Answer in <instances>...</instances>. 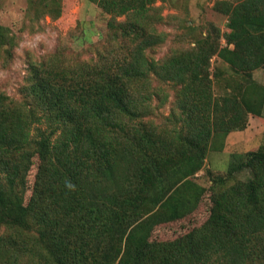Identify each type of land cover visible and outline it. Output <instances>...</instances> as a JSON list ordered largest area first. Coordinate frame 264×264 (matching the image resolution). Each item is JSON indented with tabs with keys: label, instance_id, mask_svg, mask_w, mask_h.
Masks as SVG:
<instances>
[{
	"label": "trees",
	"instance_id": "obj_1",
	"mask_svg": "<svg viewBox=\"0 0 264 264\" xmlns=\"http://www.w3.org/2000/svg\"><path fill=\"white\" fill-rule=\"evenodd\" d=\"M90 1L125 16L109 25L133 33L135 46L103 63L32 66L29 100L0 93V264H264V144L233 154L226 174L208 171L203 225L152 239L157 225L198 208L206 188L192 176L209 150L246 127L249 112L260 113L264 88L251 76L264 66V0H216L228 16L226 44L209 34L163 60L145 49L163 40L149 28L165 0ZM8 30L0 25V51L10 55ZM215 55L245 76L244 87L228 75L225 92H215ZM153 75L174 86L181 126L158 130L139 119L158 90ZM243 170L248 178H237Z\"/></svg>",
	"mask_w": 264,
	"mask_h": 264
},
{
	"label": "rangeland",
	"instance_id": "obj_2",
	"mask_svg": "<svg viewBox=\"0 0 264 264\" xmlns=\"http://www.w3.org/2000/svg\"><path fill=\"white\" fill-rule=\"evenodd\" d=\"M215 2L157 1L151 11L149 31L163 35V40L147 47V56L154 60L166 59L174 53L192 48L197 39L209 34L226 44L228 16L215 9ZM125 19V16L115 18L103 12L90 0H0V25L7 27L15 39L10 55L6 49L0 51V93L15 101L29 100L27 88L32 66L52 64L66 67L94 60L103 63L121 49L133 48V33L124 36L122 29L109 25L110 21L121 23ZM217 69L221 75L214 82L216 93L225 92L224 79L228 75L234 76L231 77L245 86V76L215 55L211 70L215 72ZM251 78L255 85L264 88V66L254 69ZM151 83V89L158 90L147 103L148 113L139 119L156 125L158 130L181 126L183 121L174 117L181 113L174 86L154 75L151 76ZM261 99L258 103L260 113L249 112L246 127L231 131L222 150H209L204 167L192 176L195 182L206 188L198 208L183 218L170 219L157 225L152 239L173 240L206 222L213 193L212 175L208 171L211 170L214 175L226 174L233 154L246 153L264 144V93ZM38 164L39 160L35 157L28 174L26 202L32 193ZM249 175L248 170H243L237 178L246 179Z\"/></svg>",
	"mask_w": 264,
	"mask_h": 264
}]
</instances>
